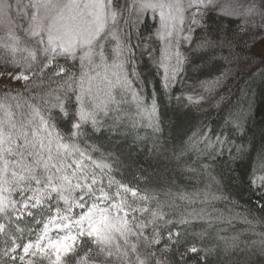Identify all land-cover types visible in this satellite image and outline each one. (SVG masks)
<instances>
[{"label": "snow or ice", "instance_id": "obj_1", "mask_svg": "<svg viewBox=\"0 0 264 264\" xmlns=\"http://www.w3.org/2000/svg\"><path fill=\"white\" fill-rule=\"evenodd\" d=\"M133 6L134 21L125 20V25L144 28L149 35L155 29L154 35L163 42L156 64L163 68L166 91L181 73L202 71L215 60V50L223 41L213 38V31L224 29L221 25L213 28V13L264 19L260 10L264 0L259 7L256 0L247 5L239 0L227 4L220 0H133ZM126 7L115 0H0V27L6 29L8 41L0 46L20 69L14 79L23 81L26 90L46 80L57 84L41 97V105L26 104L28 111L20 112L19 118L10 105L0 102V264H195L187 259L188 253L202 251L200 259L206 261L214 251L195 244L182 251V234H188L182 226L193 220H206L211 226L220 217L213 218L204 209L187 214L165 211L177 205L161 202L154 191L118 180L110 162L81 147L89 137L85 125L99 131L100 114L106 115L116 102L112 90H131L127 66L135 63V53L130 35H121L117 27ZM149 10L154 16L158 13V28L148 24L145 13ZM247 24L245 19L238 26L245 31ZM197 29L201 35L194 43ZM182 44L188 45L184 51ZM77 62L78 72L74 70ZM131 73L137 74L134 68ZM203 83L218 84L219 79ZM132 94L141 108L142 95ZM187 99L199 103L192 96ZM15 107L22 105L17 102ZM143 110L149 113V126L159 131L158 123L151 120L157 111L155 100L150 109ZM241 119L242 115H236L226 123L240 131ZM62 120L70 126L67 134L60 130ZM225 144L231 151L232 142L222 134L217 136L215 144H208L213 148L209 155L222 154ZM236 150L241 152L243 146ZM260 180L264 187V176ZM198 196L179 193V199L189 204ZM209 196L227 199L205 191L201 202ZM242 219L249 225L261 223L260 218L249 220L247 214ZM227 223H232L231 217ZM221 239H225L226 252L240 248L238 236L231 242ZM259 245L258 253L264 257V240ZM240 250L250 249L246 244Z\"/></svg>", "mask_w": 264, "mask_h": 264}, {"label": "trees", "instance_id": "obj_2", "mask_svg": "<svg viewBox=\"0 0 264 264\" xmlns=\"http://www.w3.org/2000/svg\"><path fill=\"white\" fill-rule=\"evenodd\" d=\"M210 23L213 28L221 25L224 29L219 33L213 31V38L223 41L222 46L215 50V60L194 75L188 74L185 78L186 73L182 74L173 88L167 91L162 87L161 74L151 60L145 57L144 52L135 51L137 36L127 29L135 53V63L127 66L129 77L133 88L142 95L143 106L138 108L127 90L120 88L114 91L116 102L106 115L100 114L99 131L93 132L90 124L85 125L89 137L81 147L93 157L110 162L112 174L118 180L154 191L161 202L177 205L165 211L187 214L193 209H204L211 217H220L213 219L211 226L206 220H193L191 224L182 226L188 233L187 236L182 234V251L184 246L192 244L198 249H214L206 261L200 259L204 255L202 251L188 253L187 259L194 260L195 264H264V257L258 253L259 242L264 240V208L261 207L264 204L261 193L264 192L254 184V179L264 174V58L258 59V68L242 77L219 104L207 107L187 104L183 99L187 83L195 84L222 75L229 52L246 60L251 58L248 45L252 35L239 32L240 18H226L213 13ZM146 32V29H141V34ZM200 35L201 30L197 29L194 43ZM152 37L150 41L156 51L157 44ZM187 47L184 45L181 51ZM12 68L9 64H0V71H11ZM78 68L76 63L74 70L78 72ZM132 68L136 75H132ZM56 87L57 84L47 80L42 86L27 90L25 85H3L0 86V94L19 95L31 104L41 105V97L49 88ZM153 99L157 111L151 120L158 123L159 131L149 126V113L143 110L151 108ZM236 115H242L240 131L226 123ZM59 127L67 134L70 126L62 120ZM221 134L232 142L231 151L225 144L222 154L212 157L209 153L213 148L208 144H215L216 137ZM238 145L243 146L241 152L236 150ZM205 191L210 195L222 194L227 199L212 200L209 196V200L202 203ZM179 193H199V196L189 204L187 200L179 199ZM245 214L249 220L260 218L261 223H244L242 217ZM230 217L232 223L229 224L227 220ZM233 236L239 237L240 248L226 252L225 239L221 238L231 242ZM253 241L257 243L253 244ZM246 244L250 250L241 251ZM2 247L3 237H0Z\"/></svg>", "mask_w": 264, "mask_h": 264}, {"label": "rangeland", "instance_id": "obj_3", "mask_svg": "<svg viewBox=\"0 0 264 264\" xmlns=\"http://www.w3.org/2000/svg\"><path fill=\"white\" fill-rule=\"evenodd\" d=\"M186 2V0H185ZM232 2V0H220V3L222 4H227ZM251 0H239V3L241 5H247L250 3ZM115 3L118 5H127V7L123 10L122 16L119 18V23H118V30L121 35L124 33H127V29L131 30V32L137 36V41H135V51H142L145 53V57L151 60L152 64L158 69V71L161 74V77H163V68H158L156 61L160 58L161 56V48L163 47V42L160 41L155 35L152 37V35H149L148 32L145 34H141V29L142 28H135V27H128L125 25L124 21L128 20L129 23H132L134 21L135 15H136V8L133 6V0H115ZM256 3L259 7L260 5V0H256ZM244 9L241 8L240 11H243ZM264 10V9H260ZM186 18L188 16V13H185ZM145 18L148 21L149 25L155 24L156 28L159 27V16L158 13L154 16L151 10L145 13ZM240 18L241 21L247 19L248 24L245 25L246 30L241 31V27L239 32L240 33H246L252 35V39L248 45V52L249 55H251L250 60L243 59V57L239 56L237 53H232L229 52L228 56L225 58V62L227 64L226 70L224 73L218 77L208 79V80H202L197 83H187L188 89L185 91L183 95L184 101L192 106H197V107H207L212 106V105H217L219 104L222 100L228 97V95L232 92L233 88L239 83L240 79L244 76H246L249 72H253L256 70L259 66V60L261 58H264V19L261 18L260 15H254V16H248V17H237ZM16 33L24 38L23 32H21L19 29H15ZM263 31V32H262ZM155 32V29H153V34ZM150 37L155 39L156 44H157V52L154 50V47L151 44ZM4 42L7 41V35H6V29L3 27H0V45H2ZM114 43V42H113ZM111 44H109V50L111 49ZM184 46V44L181 45V48ZM227 48V47H226ZM23 55L22 53H17V56ZM262 60V59H261ZM254 61V62H253ZM0 64H9L13 68L11 71H5L2 70L0 71V86L3 85H10V86H24L23 81H19L14 79V76L17 74L18 71H15L16 69H19L16 65H13L11 63V56L7 52V50L0 46ZM77 65L79 67V63L77 62ZM79 69V68H78ZM184 74L181 73L176 82L171 86H173L179 81L180 76ZM188 74H196V72L189 71L186 74H184L185 78L188 76ZM219 79L218 84H208L205 85L203 82L204 81H215ZM129 80L131 81V78L129 77ZM170 88V89H171ZM120 89V87H116L112 90V94L114 95V91ZM169 89V90H170ZM208 89H211L209 91ZM126 90V89H125ZM131 94L133 91L138 92L137 89L133 88V84L131 82V90H127ZM192 96L194 99H199L198 104H194L190 102L187 97ZM133 97V94H132ZM202 98V99H201ZM135 103L137 101L133 99ZM0 102H5L8 105L11 106L12 111L16 113L17 118H19L20 112L28 111L26 104H29L30 102L24 100L22 97L19 95H2L0 94ZM17 102L21 103L22 108L17 109L15 105ZM31 104V103H30ZM113 104L110 105L113 106ZM2 115V113H0ZM264 176L263 175H258L254 179V184L255 186L264 192V187H262V181L260 180V177Z\"/></svg>", "mask_w": 264, "mask_h": 264}]
</instances>
